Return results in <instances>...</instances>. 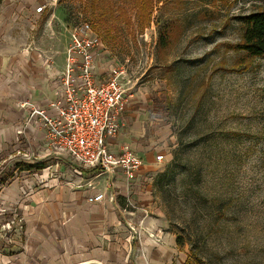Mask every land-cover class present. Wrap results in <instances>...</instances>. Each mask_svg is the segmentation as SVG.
<instances>
[{"label": "rangeland", "instance_id": "rangeland-1", "mask_svg": "<svg viewBox=\"0 0 264 264\" xmlns=\"http://www.w3.org/2000/svg\"><path fill=\"white\" fill-rule=\"evenodd\" d=\"M136 3L0 0V264H57L36 234L58 230L56 242H67L70 217L57 207L73 191L94 207L90 182L111 214L99 222L100 238L113 241L109 259L97 258L104 264H264V57L242 66L245 53L232 48L264 0H153L149 25ZM85 21L103 40L98 78L125 70L117 138L143 160L133 182L97 177L45 135L19 130V102L61 87L70 31ZM27 163L44 169L23 171ZM54 189L59 196H43Z\"/></svg>", "mask_w": 264, "mask_h": 264}, {"label": "built area", "instance_id": "built-area-1", "mask_svg": "<svg viewBox=\"0 0 264 264\" xmlns=\"http://www.w3.org/2000/svg\"><path fill=\"white\" fill-rule=\"evenodd\" d=\"M37 11L43 12L44 6ZM69 41L65 70L59 77L61 95L51 101V112L24 101L21 107L28 112L27 123L39 118L50 149L68 154L80 169L93 170L97 176L119 171L127 182H133L143 160L128 144L119 149L111 145L121 130L120 117L125 110V70L115 67L106 79L98 78V58L104 45L90 22L74 27ZM156 158L159 162L164 159L163 155ZM83 170L74 172L83 177ZM105 195L98 192L87 201L98 203Z\"/></svg>", "mask_w": 264, "mask_h": 264}, {"label": "crops", "instance_id": "crops-1", "mask_svg": "<svg viewBox=\"0 0 264 264\" xmlns=\"http://www.w3.org/2000/svg\"><path fill=\"white\" fill-rule=\"evenodd\" d=\"M64 56H65L64 57L65 62H64V66H63L61 72L60 73L58 72L59 77L65 70L66 61H67L66 51H65ZM97 70L99 72L98 67H97ZM105 72L107 73V71H105ZM100 79H104V77L101 76ZM60 86H61V83H60ZM61 90H62V86L56 90V88L53 87V85L52 86L51 85H45V86H42V88H38L35 91V94H32L35 96L30 95V98H28L29 95H24L23 100H21L19 102L20 103L19 111L23 117L22 127L19 130L24 129V131H27V132L32 133V134H37V132H38V133L45 135L44 128L41 125V121L39 120V118H36L34 120V122L31 124L27 123V120H28L27 113L28 112L26 109L21 107V104L24 101L33 102V103L37 104L38 106H40L41 108L50 110V112H51V109H50L51 101L57 99V97H59L61 95ZM126 105L127 104H125V107H126ZM120 129H121V127H120ZM111 145H112L113 149H119L120 147H122L125 144L118 142V138L116 137L115 139L112 140ZM60 154H64L65 156H68L70 158V160L73 161L72 158L68 154H65V153H60ZM29 165L33 166L36 164L27 163L28 167L26 166V168H23V171H27V170L32 171L33 170V172H34V170L38 171V170L44 169V165H43V168H36L35 167L32 169H29ZM117 172H119V171H117ZM93 175L97 176L96 174H93ZM103 175H105V174H103ZM103 175H99V176H103ZM81 179L83 180V178H81ZM90 184L94 185V187H91ZM57 190L58 189H54L51 192H44L43 196L45 198L47 197V195L48 196L54 195L55 197L59 196V194L57 193ZM86 190H88L87 191L88 197L91 195L97 194L98 192H104L99 188L96 189V186L93 182H90L87 184ZM77 193H78V191H76V192L73 191V192H71L72 195L65 196L64 200H61L63 202V204L66 206L65 208L64 207L62 208V206L57 207V209H58L57 211L59 212V215L62 213L63 215H66L67 218L70 217L69 218L70 222L67 223L65 225V227L61 230L62 233L64 235H66V237L68 238L67 242H65L64 244L56 242L58 239L57 238L58 230H54V237H52V236L47 235L46 229H43V230L40 229L36 234L37 239H38L36 243L41 245V246H43V244L45 243L44 247L46 249H48L50 247L48 244H51L52 247L54 248L55 253L57 254V256L55 257V259H57V264L60 261H62V264H90V263L91 264H93V263L104 264L101 261H99L97 258L103 257L104 259H109L108 258V254H109L108 249H104V245L105 244L111 245L113 241H111V239H101L100 238L99 233L101 232L100 227H102V226H100L99 222L102 221V223H107L109 220L108 218L111 216V214H109L110 211L107 210V207L105 204H98V203H102L103 201L98 202V203H89L88 202L89 204L94 205V207L81 205L77 200ZM65 199H68V200H65ZM90 212L97 213V214H94L93 216H91ZM59 215L57 214V217ZM54 220H57V219H54ZM89 220L90 221L96 220L97 222H95V224L97 226L93 225L91 222H89ZM55 242H56V244H54ZM16 245H17V243H16ZM58 246H60L59 248H62L64 250L57 249ZM60 251H61V253H60ZM40 254L43 256V258L47 259V261L50 260L49 258H51V257L53 258V256H54L53 252L46 251V250L38 253V255H40ZM60 254H62V257H60ZM38 255L36 254L35 256L37 257ZM36 261H37V258H33L32 260L27 261V262L29 264H38V261L37 262ZM28 263H25V264H28ZM55 263H56V261H55Z\"/></svg>", "mask_w": 264, "mask_h": 264}, {"label": "trees", "instance_id": "trees-1", "mask_svg": "<svg viewBox=\"0 0 264 264\" xmlns=\"http://www.w3.org/2000/svg\"><path fill=\"white\" fill-rule=\"evenodd\" d=\"M140 16L146 17V24H150L154 11L153 0H137L135 5ZM147 12V13H146ZM242 38L239 43L232 46L233 49L244 52L242 66L250 64L259 57H264V4L257 11L250 13L244 18ZM147 25V26H148ZM146 26V27H147ZM169 34L163 33L160 37L163 47L169 43ZM43 168L42 163L30 166L32 168ZM3 184V182H1ZM0 184V185H2ZM190 264V262L188 263Z\"/></svg>", "mask_w": 264, "mask_h": 264}]
</instances>
